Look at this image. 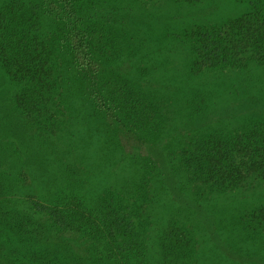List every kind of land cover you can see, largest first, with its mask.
<instances>
[{"label":"rangeland","instance_id":"374dc122","mask_svg":"<svg viewBox=\"0 0 264 264\" xmlns=\"http://www.w3.org/2000/svg\"><path fill=\"white\" fill-rule=\"evenodd\" d=\"M6 1L0 0V5ZM152 2L113 0L116 9L105 16L120 29L125 23L131 28L133 55L131 61L128 56L122 59L118 71L123 75L131 68V78L150 95L164 120L155 141H132L122 134L124 129L101 116L88 124L82 107L70 113L71 118H59L62 123L51 138L31 127L23 146H16L12 132L3 127L12 123L17 87L0 67V150L3 174L15 183L10 196L14 201L31 196L52 204L50 194L58 188L69 198L82 196L90 206L107 209L117 204L134 227L144 231L141 239L148 264H161L159 238L170 223L190 239L188 262L264 264V221L259 217L264 209V180L219 192L193 183L179 163V151L191 139L246 128L251 121L264 119L263 68L191 71L195 59L188 40L191 32L234 20L247 12L248 5L234 0ZM24 147L45 153L48 166L32 163ZM54 178L56 186H51L48 180ZM60 231L56 246L61 254L51 258L52 263L106 264L100 256L96 261L97 250L79 235ZM16 248L0 228V264H38L28 261L21 249L13 252Z\"/></svg>","mask_w":264,"mask_h":264},{"label":"trees","instance_id":"16d2710c","mask_svg":"<svg viewBox=\"0 0 264 264\" xmlns=\"http://www.w3.org/2000/svg\"><path fill=\"white\" fill-rule=\"evenodd\" d=\"M132 1L153 4L152 0ZM166 1L195 4L202 0ZM234 1L247 3V12L224 24L197 27L189 35L193 74L202 67L264 69V0ZM112 2L8 0L0 5V67L17 87L12 123L3 129L12 132L16 146H23L31 127L51 138L62 123L59 118H71L70 113L82 107L88 124L101 116L135 142L151 144L162 131L164 120L150 95L131 78V68L123 75L118 71L124 57L131 61L135 44L128 23L120 29L105 16L116 9ZM24 148L32 163L48 166L45 153ZM179 152V163L189 179L215 191L231 192L251 180H264V119L235 131L202 134ZM3 156L0 150V228L16 242L13 252L25 251L31 263L56 264L51 258L61 254L56 241L62 229L97 250L96 261L100 256L106 264H148L141 239L145 233L134 227L123 208L90 206L82 196L69 198L58 188L50 194L56 203L31 196L14 201L10 193L15 183L3 174ZM48 181L56 186L55 178ZM263 214L260 209L264 221ZM159 248L161 264H197L188 262L190 239L173 223L162 232Z\"/></svg>","mask_w":264,"mask_h":264}]
</instances>
